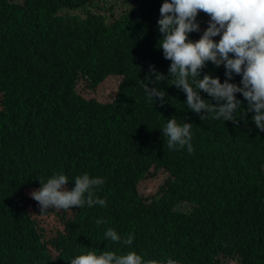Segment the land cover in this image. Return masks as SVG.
Instances as JSON below:
<instances>
[{
  "label": "trees",
  "instance_id": "trees-1",
  "mask_svg": "<svg viewBox=\"0 0 264 264\" xmlns=\"http://www.w3.org/2000/svg\"><path fill=\"white\" fill-rule=\"evenodd\" d=\"M162 3L0 0V264H70L87 250H134L160 264H264V132L253 113L200 119L167 81L157 85L167 102L146 99L149 65L166 76L171 63L159 48ZM208 20L198 12L201 33L190 39ZM203 74L225 79L210 62ZM108 77L119 83L99 98ZM172 117L193 124L191 154L168 149L160 129ZM158 170L165 182L142 197L140 182ZM84 172L106 177L97 195L107 207L40 212L30 196L39 181L63 173L70 190ZM109 227L134 234L133 244L105 240Z\"/></svg>",
  "mask_w": 264,
  "mask_h": 264
},
{
  "label": "clouds",
  "instance_id": "clouds-1",
  "mask_svg": "<svg viewBox=\"0 0 264 264\" xmlns=\"http://www.w3.org/2000/svg\"><path fill=\"white\" fill-rule=\"evenodd\" d=\"M209 14L207 27L198 40L190 39L191 33H201L197 21L198 12ZM157 28L161 34L159 48L163 57L169 60L167 75L149 65L145 81H141L148 102L159 99L163 105L166 92L157 87L161 81L171 83L186 96V107L205 119L209 115L214 120L236 123L237 112L242 119L247 113H253L252 122L256 129L264 132V0H163L159 9ZM219 37L218 40L213 38ZM211 63L216 68L223 66L225 79L211 74H202V70ZM239 76V84L232 83ZM154 77V80L152 79ZM152 83L154 86L149 87ZM207 94L215 104L202 98ZM247 102L246 110L242 100ZM241 119V118H239ZM193 124L181 123L176 117L167 120L161 132L166 137L169 150L194 151L192 139ZM30 193L38 202L41 213L48 209L70 210L108 205L107 198L97 193L106 183V177L91 176L88 172L73 178L69 190V177L63 173H54L46 182ZM97 225L105 220L96 219ZM103 237L114 244L131 246L135 235L129 233L126 238L114 228H107ZM87 249V248H85ZM70 264H160L155 259H145L143 254L134 250L119 252L112 250H87L76 255ZM165 264H179L178 260L168 258Z\"/></svg>",
  "mask_w": 264,
  "mask_h": 264
},
{
  "label": "rangeland",
  "instance_id": "rangeland-1",
  "mask_svg": "<svg viewBox=\"0 0 264 264\" xmlns=\"http://www.w3.org/2000/svg\"><path fill=\"white\" fill-rule=\"evenodd\" d=\"M15 1L19 2L20 0H15ZM139 1L141 0H122L123 9H128L129 7H131L132 5L136 4ZM119 79H120L119 77L106 78L96 88L98 91V97L102 99H106L107 96L109 95V92L117 87L119 83ZM152 171L151 174L147 176L145 179H143L139 184L138 190L139 193L142 195V197H148L155 194L158 191L159 187L165 182V179L167 177V174L163 170H158L154 174L152 173ZM70 212L71 210L64 211V213H66L67 215H70L69 214ZM67 218H70V216H67ZM67 223H70L72 225V230L75 231L76 228L75 221L68 219ZM228 264H236V262L230 261Z\"/></svg>",
  "mask_w": 264,
  "mask_h": 264
}]
</instances>
